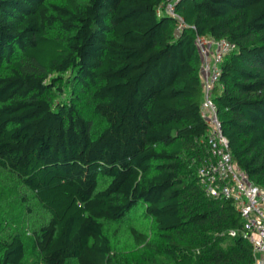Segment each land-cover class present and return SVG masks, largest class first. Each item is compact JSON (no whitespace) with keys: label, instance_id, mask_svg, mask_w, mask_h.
Returning <instances> with one entry per match:
<instances>
[{"label":"trees","instance_id":"16d2710c","mask_svg":"<svg viewBox=\"0 0 264 264\" xmlns=\"http://www.w3.org/2000/svg\"><path fill=\"white\" fill-rule=\"evenodd\" d=\"M170 1L0 0V264L254 263L200 183L196 39L236 46L214 101L264 187V0H177L178 33Z\"/></svg>","mask_w":264,"mask_h":264},{"label":"built area","instance_id":"2783aa9c","mask_svg":"<svg viewBox=\"0 0 264 264\" xmlns=\"http://www.w3.org/2000/svg\"><path fill=\"white\" fill-rule=\"evenodd\" d=\"M175 1H170L166 12L178 19V33L186 26L184 20L175 14ZM196 43L202 58L201 114L208 125L210 151L209 158L198 172L200 183L209 198L232 201L241 217L242 228L231 230L229 235H241L253 248V264H264V187L252 183L249 175L234 161L229 140L222 133L214 101L222 63L236 50V46L226 39L212 40L200 36H197Z\"/></svg>","mask_w":264,"mask_h":264},{"label":"rangeland","instance_id":"374dc122","mask_svg":"<svg viewBox=\"0 0 264 264\" xmlns=\"http://www.w3.org/2000/svg\"><path fill=\"white\" fill-rule=\"evenodd\" d=\"M140 216H142V214H138V213H136V214H135V217H133L131 220H129L128 224H134V220L137 219V221L135 222V224H136V223H140V225L138 226V228H139L140 230H142V231L149 230V229H148L147 221H146V220L141 221V219L139 218ZM9 227H10V226H9ZM9 227H5V226H4L5 231L8 232ZM7 232H6V233H7Z\"/></svg>","mask_w":264,"mask_h":264}]
</instances>
